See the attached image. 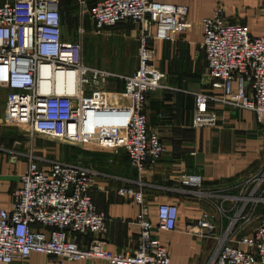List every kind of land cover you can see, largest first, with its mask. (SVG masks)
I'll return each mask as SVG.
<instances>
[{
    "label": "built area",
    "instance_id": "1",
    "mask_svg": "<svg viewBox=\"0 0 264 264\" xmlns=\"http://www.w3.org/2000/svg\"><path fill=\"white\" fill-rule=\"evenodd\" d=\"M75 41H64L58 0H0V72H5L3 122L33 135L45 136L68 148L94 145L123 152L136 175L166 154L157 133L145 116L148 97L162 89L163 74L154 65L151 41L172 42L177 33L190 28L188 9L183 5L150 0H98L86 8L95 31L122 23L139 25L138 63L129 75H117L89 67L83 62L82 17ZM201 48L206 75L219 87V94L195 92L192 125L213 127L216 108L252 113L264 125V37H250L248 28L230 23L221 7L200 22ZM122 82V90L109 89L110 81ZM92 171L63 162L40 167L32 159L12 194L10 210L0 209V264L26 260L32 254L66 262L103 260L107 264H172L164 244L154 231L175 230L178 208L160 204L153 225L142 194L118 189L130 197L139 212L136 249L131 254L112 253L103 242L79 247L77 237L105 235L106 216L92 201ZM181 185L202 191V178L183 174ZM238 194L218 204L237 206L221 236H216L214 218L201 215L196 227L202 235H215L211 264H264V214L249 235L233 240L238 221H250L264 205V169L240 185ZM245 224V223H244ZM201 232H199L201 234ZM206 233V234H205Z\"/></svg>",
    "mask_w": 264,
    "mask_h": 264
},
{
    "label": "crops",
    "instance_id": "2",
    "mask_svg": "<svg viewBox=\"0 0 264 264\" xmlns=\"http://www.w3.org/2000/svg\"><path fill=\"white\" fill-rule=\"evenodd\" d=\"M96 1L83 0L87 6ZM150 1L187 7L190 23V28L177 33L172 42H150L154 65L167 76L165 83L174 90L172 93L154 92L145 107L148 127L158 134L166 147V154L155 164L147 165L139 176L131 169L125 153L99 157L94 164H89L93 173L90 194L96 208L106 216L107 231L103 236L77 237V244L86 248L89 243L103 242L106 250L112 253H133L140 231L136 222L139 207L130 197L117 195L118 189H132L142 194V203L153 225H156L158 205L177 206L175 230L153 233V237L167 248L172 264H208L215 242L202 235L196 223L202 214L208 213L215 221V235L221 236L237 206L226 202L222 204L227 210L225 215L211 214L214 210L206 204L205 198L181 185V176H201V190L215 194L208 199L212 204L236 196L241 184L264 169V125L248 111L216 108L217 122L213 127H193L194 98L191 93L198 92L200 84L205 85L209 93L220 92L218 85L206 75L200 22L221 7L228 22L246 26L250 37H264V0ZM112 83L118 82L112 80ZM122 88L121 82L118 90ZM6 94L3 70L0 72V209L10 210L12 194L19 188L20 175L26 169L29 135L22 128L4 124ZM109 160L112 164L107 163ZM262 189L264 186L260 192ZM256 210L258 225L264 214V205H259ZM257 225L241 236L249 235ZM10 264L107 263L99 260L69 263L32 254L26 260H15Z\"/></svg>",
    "mask_w": 264,
    "mask_h": 264
},
{
    "label": "rangeland",
    "instance_id": "3",
    "mask_svg": "<svg viewBox=\"0 0 264 264\" xmlns=\"http://www.w3.org/2000/svg\"><path fill=\"white\" fill-rule=\"evenodd\" d=\"M59 2L62 9L67 12L68 16L67 20L63 23V39L64 41H75L77 39V31L80 24L79 0H69L68 2H65V0H59ZM84 6V13L82 17V28L84 31V65L103 69L117 75H129L133 73L137 68L138 63L137 49L139 25L122 23L97 32L93 28V25L86 14V7H88L87 4H84ZM134 30H136V33H134ZM204 78H207L206 75ZM165 82H167V76L163 74L161 84L171 88V86ZM108 85L109 89L117 90L121 88V82L114 84L112 81H110ZM199 86L200 87L196 91L209 93V90L206 89L205 85L201 86L200 84ZM158 91L172 93L170 89H160ZM120 153L123 152L119 151L116 153L111 149L94 145H83L77 148H68L54 140L48 139L45 136L33 135L31 138H29V150L25 155V159L26 161L28 159H32L42 167L49 165L50 162L58 161L89 169V164H94L96 161H98L97 159L99 157L102 158L107 155L116 156ZM107 163L112 164L111 160H109ZM208 195L214 196L215 194L208 192ZM210 198L211 196H206V204L210 205L215 211H213L211 214H216L218 210V204H212L209 202L208 199ZM257 216L258 213L256 210L252 213V219L249 222L242 220L238 221L234 229L233 240H238V238L243 233H245L246 230L257 225L258 219H255ZM215 231L217 232V230ZM206 237L210 238L209 240L215 242V248L208 261V264H211V261L214 257L217 240H215L214 234L206 235Z\"/></svg>",
    "mask_w": 264,
    "mask_h": 264
},
{
    "label": "trees",
    "instance_id": "4",
    "mask_svg": "<svg viewBox=\"0 0 264 264\" xmlns=\"http://www.w3.org/2000/svg\"><path fill=\"white\" fill-rule=\"evenodd\" d=\"M68 1H69V0H65V2H68ZM92 5H93V4H92ZM90 6H91V5H90ZM90 6H88V7H90ZM88 7H86V8H88ZM59 8H60V12H61V15H62V24H63L64 21L67 20L68 16H67V12L64 11V10L62 9L60 2H59ZM79 10H80V9H79ZM120 89H121V88H120Z\"/></svg>",
    "mask_w": 264,
    "mask_h": 264
}]
</instances>
